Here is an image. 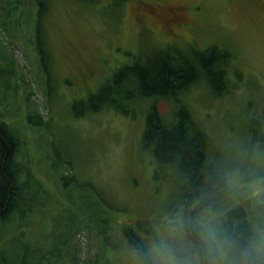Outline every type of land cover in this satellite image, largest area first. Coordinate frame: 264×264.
Here are the masks:
<instances>
[{"label": "rangeland", "instance_id": "obj_1", "mask_svg": "<svg viewBox=\"0 0 264 264\" xmlns=\"http://www.w3.org/2000/svg\"><path fill=\"white\" fill-rule=\"evenodd\" d=\"M112 3H77L82 8L72 10L73 22L62 9L57 35L51 30L58 79L55 62L51 65L44 51L37 2L0 0L9 10L17 6L0 20V97L7 95L0 102V117L21 131L24 145L19 159L26 173L29 166V175L34 174L22 213L6 225L0 223V264H17L26 251L31 253L26 264H94L96 260L98 264H141L123 233L125 222L136 214L154 218L174 211L176 200L184 198V189L177 184L184 174L183 160L166 166L156 161V154L142 150V113L133 118L105 111L76 119L71 108L86 102L89 93L100 89L124 64L145 55L158 58L157 43H176L181 48L169 46L170 54L190 55L215 47L221 58L230 60L223 67L227 79L224 73L217 78L208 75L202 80L204 86H189L182 99L204 135L222 151L232 176L229 184L235 188L233 201L264 191V0H128L119 7ZM172 8L186 13L181 23L186 28L176 24L178 37L166 28ZM5 44L17 54V75ZM48 78L50 88L44 83ZM158 106L169 115V102L160 100ZM40 113L48 128L34 125ZM93 183L102 187L105 197L129 207L116 213V221L105 233L87 213H78L79 205L91 212L84 202L88 193L96 194ZM216 210L208 208L200 221L218 232L224 207ZM181 216L182 212L176 218L166 216L169 222L160 219L159 227L168 224L167 230L149 240L158 264L164 254L162 242L181 264H197L195 253L180 235ZM79 223L84 227L77 233Z\"/></svg>", "mask_w": 264, "mask_h": 264}, {"label": "trees", "instance_id": "obj_2", "mask_svg": "<svg viewBox=\"0 0 264 264\" xmlns=\"http://www.w3.org/2000/svg\"><path fill=\"white\" fill-rule=\"evenodd\" d=\"M32 1H36L39 5V20L45 33L44 51L51 65L55 62V70L60 79L56 66L57 47L52 45L51 30L54 28L53 36H56L57 20L62 9L68 15L70 22H73L75 16L72 10H76L74 7L82 8L77 3L91 5L98 0ZM126 1L128 0H113L112 4L114 7H119ZM16 8L17 6L13 5L9 10V6L0 5L2 14L0 20L7 19ZM153 9L151 7L150 10ZM0 38H2L1 31ZM5 46L10 53L14 75H17L15 68L17 54L7 44ZM157 46L160 51L158 58L152 59L149 55H145V59H129L136 61L124 64L113 73L100 89L89 93L91 95L87 101L86 98L83 99L86 102L73 104L71 113L76 119L105 111H115L133 118L139 113L144 114L145 127L140 142L142 150L145 148V151L156 154V161L162 165L166 163V166L169 164L171 166L173 161L183 160L184 174L178 179L177 184L184 189V198L177 199L176 206L184 202L186 209L181 211L180 219L183 221V227L180 235L191 253H195L197 264H222L224 259H226L225 264H228L230 258L229 264L233 262L264 264V191L253 198L237 197L235 202L233 201L235 188L229 184L232 176L225 158L221 156V150L215 147L212 138L204 135L202 127L196 122L185 100L182 99V94L189 86L193 84H198L196 85L198 87L204 86L202 80L208 75L217 78L218 74L224 73L227 79V72L225 73L223 67L230 60L226 57L221 58L223 55L215 47L205 52L192 51L190 55H186L182 52L180 54L168 52L169 46L181 50L177 48L176 43H167L166 46L157 43ZM79 47L80 44H76V48ZM207 55L208 62L205 59ZM44 83L50 88L49 78L44 80ZM6 97L7 95L4 99L0 97V102L7 100ZM160 100L170 103L169 115L163 114L159 109ZM38 116L39 120L34 121V125L48 128L49 122L41 113ZM23 145L24 137L21 131L4 117H0V223L4 225L11 222L17 212L22 213L28 200L26 189L33 186L31 180L34 174L29 175L31 167L28 166L29 174H27V169L25 170L23 162L19 159ZM237 159L241 160L242 157L239 155ZM24 173L27 174L26 177ZM71 174L72 177L75 176ZM157 174L155 172V178ZM93 185L96 194L88 193L87 201L82 200L91 212L79 205L78 213H87L89 219L98 225L102 233H105L116 221V213L128 211L129 207L126 203L119 206L115 200L105 197L102 187L94 183ZM77 187L81 186L77 185ZM90 187L91 184L87 190H90ZM238 190L240 191L239 187ZM218 207H224L222 229L216 232L219 246L223 247V252L225 247H228L223 258L215 248L209 251L200 238L205 228L200 221L201 215L208 208L216 210ZM176 214V212L172 214L167 212L154 218L136 214L135 219L125 222L123 233L136 249L141 264H158L149 246V240L154 239L152 235L158 236L160 219L166 220L171 215L172 218H176ZM174 221L171 223H175ZM83 227V224L79 223L77 233H80ZM30 254L26 251L17 264H26ZM94 264H98L97 260Z\"/></svg>", "mask_w": 264, "mask_h": 264}, {"label": "clouds", "instance_id": "obj_3", "mask_svg": "<svg viewBox=\"0 0 264 264\" xmlns=\"http://www.w3.org/2000/svg\"><path fill=\"white\" fill-rule=\"evenodd\" d=\"M200 238L201 242L209 251L215 248L219 252L221 258H223L224 253L219 247L217 233L214 228L211 226H205L204 230L201 232ZM161 247L164 249V254L161 256L160 264H181V261L177 259L173 249L169 245L162 242Z\"/></svg>", "mask_w": 264, "mask_h": 264}, {"label": "flooded vegetation", "instance_id": "obj_4", "mask_svg": "<svg viewBox=\"0 0 264 264\" xmlns=\"http://www.w3.org/2000/svg\"><path fill=\"white\" fill-rule=\"evenodd\" d=\"M180 10L181 9H179V8H172V11L169 13V17L167 18V21H166V28L168 29V30L167 29L166 30L167 31H173L172 34L174 36H177V37L180 36V32H177L175 30L176 24L179 23V27L186 28L184 25H181L182 21L186 20L185 19L186 13H181ZM183 24H186V23H183ZM188 27L190 28V25ZM176 207H175V209L173 211V212H176V213H180L181 211L186 209L184 207V202H183V204L177 205ZM168 210H170V209H168ZM170 213H172V210H170ZM166 220L169 222L168 219H166ZM166 220H163V221L165 222ZM172 224L175 225V223H172ZM167 227H168V224L165 227H159V231L165 232L167 230ZM153 237H154V239H156L155 235H152V238Z\"/></svg>", "mask_w": 264, "mask_h": 264}]
</instances>
